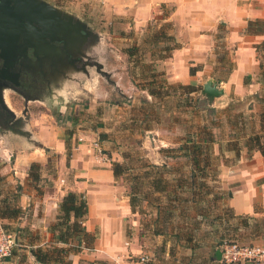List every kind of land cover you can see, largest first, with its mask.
I'll use <instances>...</instances> for the list:
<instances>
[{
	"label": "rangeland",
	"instance_id": "374dc122",
	"mask_svg": "<svg viewBox=\"0 0 264 264\" xmlns=\"http://www.w3.org/2000/svg\"><path fill=\"white\" fill-rule=\"evenodd\" d=\"M52 2L49 4L85 25L86 35L90 34L86 39L74 37L69 48L73 57L81 58L86 65L81 64L82 69L77 70L80 65L76 64V59L72 60L74 66L54 63L57 72L51 73L48 91L41 93L40 99L27 101L16 91L4 88L3 102L14 117L8 125H0V135L12 137L17 142L21 137L29 144L38 130L35 122L41 120L40 124L45 126L41 131L58 133L57 137L68 143L70 153L78 136H87L86 140H91L94 146L97 144L100 156L113 172L119 196L128 202L134 201L131 209L138 213L143 225L154 224L167 230L175 228L185 236L186 230L197 226L200 218V228L208 233L207 240L211 236L215 239L213 246H218L222 240L251 243L255 237L250 229L253 222L249 221L250 227L238 229L239 219L229 218L232 213L225 206L221 207V199L232 196L234 184L228 182L233 174L230 168L240 158H236L235 152L227 151V141L241 138V134L231 131L227 118L242 111L245 132H257L259 118L254 115L264 114V106L261 112L255 113L252 104L233 96L215 97L208 102L201 94V86L191 84L196 89L191 93L190 88L170 84L162 67L167 59L158 60L163 55L164 44L150 43L161 32L171 36V27H164L161 21L162 12L147 26L136 30L127 18L106 15L102 3ZM127 49L137 50L134 56L128 57ZM217 51L220 55L225 53L223 49ZM224 57L228 63L224 60L216 66L214 79L209 80L226 78L231 59ZM149 90L157 91L159 96L149 95ZM234 120L242 121L241 118ZM202 126L209 128L215 140L210 149V166L204 169L201 162L198 167L193 166L179 150ZM237 127L240 129L241 125ZM13 140H10L12 144ZM6 144L5 139L0 141V168L9 163ZM35 144L37 148H45L39 142ZM66 152L65 149L67 159ZM45 153L50 170L57 164V154ZM29 186L33 188L31 183ZM18 187L13 184V189L3 194L10 195L11 207L16 206ZM39 191L36 192L39 194ZM221 214L224 225L218 226ZM8 221L0 220L7 232L18 236L15 225L9 224L12 220ZM23 236L29 238L28 234ZM71 240L62 247L73 250L75 242ZM52 247L61 246L54 244ZM17 249L18 246L12 255L18 261L15 264H31L28 251L16 252ZM63 261H70L69 257Z\"/></svg>",
	"mask_w": 264,
	"mask_h": 264
},
{
	"label": "crops",
	"instance_id": "0c3cea01",
	"mask_svg": "<svg viewBox=\"0 0 264 264\" xmlns=\"http://www.w3.org/2000/svg\"><path fill=\"white\" fill-rule=\"evenodd\" d=\"M63 1L102 3L106 15L115 19L127 18L136 30L147 26L161 13L162 5L170 8L172 11L168 18L161 20L162 23H170L169 33L178 44L162 64L170 84H192L203 88L206 81L214 79L220 54L216 47L219 42L217 34L219 26L223 25L226 35L220 43L224 45L221 49L228 53L233 70L226 79L216 80L223 90L221 98L233 96L252 104L255 113L261 112L264 104L258 105L252 97L258 95L260 98L264 94L261 52L264 27L257 33H247L246 28L249 21L264 23V0ZM190 68L196 69L192 75ZM40 121L35 122L39 131L34 132L35 139H30L29 144L21 137L17 142L12 137L0 135V141H7L5 149L9 161L8 165L0 168V176L4 178L2 192L6 193L13 189V184H17L20 193L18 204L22 211L21 217L12 220L18 224L12 221L9 224L15 225L18 234L16 252L26 249L29 263L38 264L34 261V251L54 244L48 228L55 222L58 203L67 193L73 192L84 195L87 205L84 232L92 239L88 247H80L79 252L68 255L71 264H132L133 258L140 254L148 256V264H221L217 257L219 248L213 246L215 239L211 236L207 240L208 233L200 228L201 221L188 228L185 236L175 228L167 230L154 224L150 227L143 225L127 199L119 196L113 172L100 156L97 144L94 146L91 140H86L87 136L79 135L70 157L66 159V140L57 137L59 134L56 132L41 131L45 126ZM38 142L45 148H37L35 143ZM50 151L57 154V164L49 170L45 152ZM31 164H39L42 168L41 181L37 186L39 194L29 186ZM230 169H233V174L228 182L234 184V190L230 199H221V207L225 206L236 217L235 220L250 217L259 223L260 228L251 243L264 245V157L259 151L249 153L243 146L239 160ZM223 223L221 214L218 226H223ZM26 234L29 238L23 236ZM15 261L18 263L12 256L2 264H15Z\"/></svg>",
	"mask_w": 264,
	"mask_h": 264
},
{
	"label": "trees",
	"instance_id": "16d2710c",
	"mask_svg": "<svg viewBox=\"0 0 264 264\" xmlns=\"http://www.w3.org/2000/svg\"><path fill=\"white\" fill-rule=\"evenodd\" d=\"M161 20H166L172 11L168 7H165L162 5L161 7ZM164 27H171L170 23H163ZM264 23L261 21H249L247 24L246 32L247 33H257L263 31ZM161 35H157L154 40H151V44L157 45L159 42H162L164 44V47L161 49L163 52V55H161L158 60H164L168 59L171 55V52L178 48V44L176 43L174 37L165 35V33H160ZM226 35V30L223 25H220L218 28V34H217V40L222 43L224 37ZM217 48L221 49L224 48L223 44H220L219 46H216ZM137 49H127L126 55L128 57L134 56V52ZM262 55H263V61H264V45L262 47ZM169 53V54H166ZM228 53L225 52L223 54H219L218 57V63L223 64L224 60L225 63H228L226 61L225 57H227ZM229 68L228 73L232 72L233 70V62L229 61ZM262 66V65H261ZM196 69L190 68V74H194ZM226 76V78H227ZM225 78V79H226ZM220 80V79H219ZM246 81V79H245ZM179 87L188 89L190 88L192 92H195L196 89L190 85H182L178 84ZM203 97H205L206 101L212 102L214 99L213 96L207 95L203 89L200 90ZM149 95L153 97H158L159 94L155 90H149ZM253 101L258 102L260 104H264V94L262 97H258V95H255L252 97ZM250 100V99H249ZM257 100V101H256ZM243 104V103H242ZM248 110H250V107H248ZM258 117V126L259 130L257 132H251L250 134H247L246 131V123H244V114L241 111L237 116H229L227 118V125L231 127V131H233L235 134H241V138H233L232 140L227 141V151L235 152L236 158L240 157L241 150L243 146L246 148V150L250 153L253 151H259L261 155L264 157V114L259 113L257 115H254L255 117ZM231 117V119H230ZM241 118V123L236 122L234 119ZM252 120V116H250ZM240 124L241 128L239 129L237 125ZM251 124V123H250ZM251 126V125H250ZM238 131H235L237 130ZM254 128V126H252ZM239 132V133H236ZM215 143L214 136L212 135L211 131H209V128L207 126H202L201 128L197 129V131L193 134L192 139L186 143L185 145H181L179 147V150L182 152L180 154L182 157H186L191 160L193 166H199L202 163V168H207L210 166V149L211 146ZM234 143V144H233ZM236 143V144H235ZM65 149H66V155L67 159L70 157V151H69V145L65 142ZM40 165L38 164H31L28 170V180L33 185V189L35 191H39L38 189V183L41 181L40 176ZM35 170V172H33ZM3 177L0 176V220H13L16 219V217H20L21 208L19 207V190H16L17 197L14 200V203L16 206L11 207L10 202L13 201L10 198V195L6 194L3 195L2 192V184H3ZM40 193V191H39ZM38 194V192H37ZM83 194H76L73 192L67 193L61 201L58 203L57 206V216L55 219V222L50 225L48 228V231L53 236L52 243L54 244H62L67 245L69 244L71 239L74 240L75 244L73 247V250L65 249L63 247H52L53 245H48L45 249H37L33 252L34 261L38 264H71L70 261L64 262V258H68V254L72 252H79L81 249V244L84 243L85 247L89 246L90 240L92 239L91 236L84 232V220L87 215V205L86 201L84 200ZM134 201L130 200L129 205L131 208L134 207ZM200 215V214H198ZM200 217V216H198ZM204 217L202 216L201 219ZM233 220H235L236 217H234L233 214H231V217H229ZM195 220V219H194ZM238 220V219H237ZM253 222V225L250 229L252 231L257 232L259 230V223L253 221L252 218L247 217L243 219H239L237 228L243 227L247 228L250 227L252 223H249V221ZM200 221V218H199ZM202 222V221H201ZM198 225V223H197ZM223 241V240H222ZM220 241L218 244V248L220 246Z\"/></svg>",
	"mask_w": 264,
	"mask_h": 264
},
{
	"label": "water",
	"instance_id": "95a60500",
	"mask_svg": "<svg viewBox=\"0 0 264 264\" xmlns=\"http://www.w3.org/2000/svg\"><path fill=\"white\" fill-rule=\"evenodd\" d=\"M26 30V31H25ZM85 32V25L69 15L63 14L56 7L42 0H0V56L5 53L11 54L10 66H14L16 57L13 55L15 37L28 35V37H49L62 41L65 48H70L74 37H82ZM41 35V36H40ZM7 37L8 40L2 38ZM83 39H86L83 37ZM45 43L37 39L35 44L28 43L26 46L33 47L35 54L39 52L40 46ZM60 51L55 49V51ZM8 52V53H7ZM3 58H5L3 56ZM74 66V61H70ZM99 69H97L98 71ZM13 83L16 84V74L10 75ZM214 80H208L203 85V91L210 96L220 97L223 90ZM1 107L7 117L13 118L14 114L2 102ZM10 126V123H9ZM220 258V252H217Z\"/></svg>",
	"mask_w": 264,
	"mask_h": 264
},
{
	"label": "flooded vegetation",
	"instance_id": "af4514ba",
	"mask_svg": "<svg viewBox=\"0 0 264 264\" xmlns=\"http://www.w3.org/2000/svg\"><path fill=\"white\" fill-rule=\"evenodd\" d=\"M82 35V37H91L86 33ZM38 38L45 43L42 42L43 45L40 46L39 52L35 54L34 48L26 45L28 43L35 44ZM2 39L8 40L7 37ZM55 49L60 51H55ZM13 55L16 57V62L12 67L9 64L11 54L5 53L3 55L5 58L0 56V103L4 101L2 97L4 88L16 91L27 101L40 99L39 95L44 92L46 94L48 91L51 73L57 72L54 71L56 70L53 66L54 63L58 66L60 64L69 65L71 60L76 59V64L80 65L77 70L82 69L81 64L82 66L86 65L83 64L85 61H82L81 58L73 57L69 48L64 49L62 41L49 37H28V35L15 37ZM14 73L16 74V84L13 83L10 76ZM9 120L11 118L7 117V114L5 115V111L0 105V125H8Z\"/></svg>",
	"mask_w": 264,
	"mask_h": 264
},
{
	"label": "built area",
	"instance_id": "2783aa9c",
	"mask_svg": "<svg viewBox=\"0 0 264 264\" xmlns=\"http://www.w3.org/2000/svg\"><path fill=\"white\" fill-rule=\"evenodd\" d=\"M18 246L16 237L7 232L0 222V264L10 259ZM84 247V243L81 244ZM221 264H264V245L242 244L223 240L219 246ZM147 255H137L132 264H148Z\"/></svg>",
	"mask_w": 264,
	"mask_h": 264
}]
</instances>
